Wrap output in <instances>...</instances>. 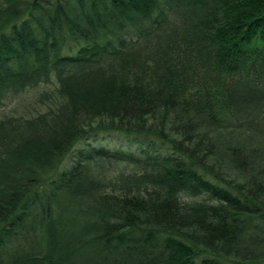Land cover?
Masks as SVG:
<instances>
[{
	"label": "trees",
	"instance_id": "trees-1",
	"mask_svg": "<svg viewBox=\"0 0 264 264\" xmlns=\"http://www.w3.org/2000/svg\"><path fill=\"white\" fill-rule=\"evenodd\" d=\"M16 98L0 264L264 263V0H0Z\"/></svg>",
	"mask_w": 264,
	"mask_h": 264
},
{
	"label": "rangeland",
	"instance_id": "rangeland-1",
	"mask_svg": "<svg viewBox=\"0 0 264 264\" xmlns=\"http://www.w3.org/2000/svg\"><path fill=\"white\" fill-rule=\"evenodd\" d=\"M18 100L11 99L5 101L4 104L0 106V117L5 115H18L24 113H34L37 110H41L42 107L38 104H29V102L23 105L17 104ZM135 136L132 134H123L118 131H104L96 132L86 137L78 140L72 147L71 151L67 154L65 160L63 161V167L70 164L76 159L77 151L84 150L91 146L97 147L102 146L107 149H122V150H135V145L132 140ZM264 264V263H263Z\"/></svg>",
	"mask_w": 264,
	"mask_h": 264
}]
</instances>
